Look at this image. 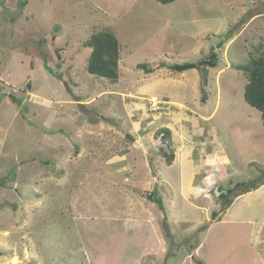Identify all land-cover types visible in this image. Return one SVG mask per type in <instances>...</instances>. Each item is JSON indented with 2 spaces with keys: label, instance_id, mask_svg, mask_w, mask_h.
Listing matches in <instances>:
<instances>
[{
  "label": "rangeland",
  "instance_id": "1",
  "mask_svg": "<svg viewBox=\"0 0 264 264\" xmlns=\"http://www.w3.org/2000/svg\"><path fill=\"white\" fill-rule=\"evenodd\" d=\"M102 30L117 79L87 71ZM250 52L264 0H0V264H264V185L220 199L264 178Z\"/></svg>",
  "mask_w": 264,
  "mask_h": 264
},
{
  "label": "trees",
  "instance_id": "2",
  "mask_svg": "<svg viewBox=\"0 0 264 264\" xmlns=\"http://www.w3.org/2000/svg\"><path fill=\"white\" fill-rule=\"evenodd\" d=\"M157 1L163 4H169L176 0ZM86 45L91 47V54L87 63V71L99 77L117 79L119 77L118 64L120 60V43L115 33L110 30L95 32L86 41ZM218 59L217 52L212 51L207 60L175 64L171 65L170 69L174 72L181 73L189 69L200 68L204 65L214 67L217 65ZM237 68L243 70L248 78L245 85L244 98L250 106L261 112L264 125V52L259 55L250 52L248 63L245 65H239ZM159 133L161 134L160 136L164 143H170L172 141L171 129L163 127ZM171 149L173 151L171 156L164 152L168 164H172L174 158V150L173 148ZM262 185H264V178L245 187L238 183L237 186H242L241 189L236 190V188H230L228 190L233 196H228L226 193L220 194V199H225V205L223 206L221 213H225L239 196L252 190H256ZM214 216H218L216 218L218 220L222 218V216L216 212H214Z\"/></svg>",
  "mask_w": 264,
  "mask_h": 264
},
{
  "label": "crops",
  "instance_id": "3",
  "mask_svg": "<svg viewBox=\"0 0 264 264\" xmlns=\"http://www.w3.org/2000/svg\"><path fill=\"white\" fill-rule=\"evenodd\" d=\"M206 121H208V120H206ZM218 161H219L220 163H222V162H223V163H226L227 159H226V158H222V159H220V160H218ZM213 164H214V166H212V167H213L212 169H216V168H217L216 166H218V165H217V159H216V157H215V159H214V163H213ZM215 167H216V168H215ZM218 167H219V166H218ZM222 167H230V166H222ZM225 169H226V168H225ZM212 173H213L214 177L217 176V175H216L217 173H215V172H213V171H212ZM224 177H226V176H224ZM220 179H223V180H224V178H222V177H221ZM206 183H207V182H206ZM209 183H210V182H209ZM207 184H208V183H207ZM201 244H202V243H201ZM201 244L197 247V249L201 246ZM197 249H196V250H197Z\"/></svg>",
  "mask_w": 264,
  "mask_h": 264
}]
</instances>
